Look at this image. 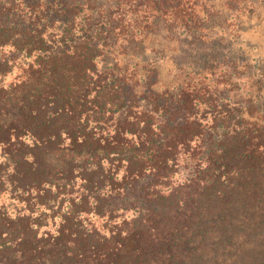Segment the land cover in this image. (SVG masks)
I'll return each mask as SVG.
<instances>
[{"label": "trees", "instance_id": "trees-1", "mask_svg": "<svg viewBox=\"0 0 264 264\" xmlns=\"http://www.w3.org/2000/svg\"><path fill=\"white\" fill-rule=\"evenodd\" d=\"M0 264H264V0H0Z\"/></svg>", "mask_w": 264, "mask_h": 264}, {"label": "rangeland", "instance_id": "rangeland-1", "mask_svg": "<svg viewBox=\"0 0 264 264\" xmlns=\"http://www.w3.org/2000/svg\"><path fill=\"white\" fill-rule=\"evenodd\" d=\"M248 38L250 40H252L253 42H256L257 41V37H254V36L249 35Z\"/></svg>", "mask_w": 264, "mask_h": 264}]
</instances>
